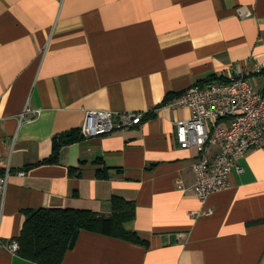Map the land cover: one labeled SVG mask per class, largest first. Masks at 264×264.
Returning <instances> with one entry per match:
<instances>
[{
    "label": "crops",
    "instance_id": "0c3cea01",
    "mask_svg": "<svg viewBox=\"0 0 264 264\" xmlns=\"http://www.w3.org/2000/svg\"><path fill=\"white\" fill-rule=\"evenodd\" d=\"M239 71L264 93V0H0V152L12 172L2 242L17 241L31 212L109 216L120 197L136 204L129 229L144 243L81 231L63 264H264V150L203 203L193 190L199 153L177 140L176 122L191 112L162 106ZM91 110L147 118L86 139ZM72 131L82 140L47 162ZM0 264L38 263L0 247Z\"/></svg>",
    "mask_w": 264,
    "mask_h": 264
},
{
    "label": "built area",
    "instance_id": "2783aa9c",
    "mask_svg": "<svg viewBox=\"0 0 264 264\" xmlns=\"http://www.w3.org/2000/svg\"><path fill=\"white\" fill-rule=\"evenodd\" d=\"M247 16L249 14H240ZM250 73L239 71L205 87L194 86L169 99L166 109H189L191 118L176 122L177 140L184 150L196 149L199 157L193 170L195 196L205 203L209 196L232 186L233 175H243L242 159L252 150H264V93L250 83ZM39 116L41 111H34ZM145 113L87 111L81 133L86 139L142 126ZM225 122V124H222ZM11 167L0 152V197L4 198L11 178ZM22 176L25 174L22 173ZM182 187V182H179ZM214 209L194 215H212ZM1 230V218H0ZM0 247L18 254L17 241Z\"/></svg>",
    "mask_w": 264,
    "mask_h": 264
},
{
    "label": "trees",
    "instance_id": "16d2710c",
    "mask_svg": "<svg viewBox=\"0 0 264 264\" xmlns=\"http://www.w3.org/2000/svg\"><path fill=\"white\" fill-rule=\"evenodd\" d=\"M218 80L213 76L197 86L203 87ZM173 97L175 96L169 97L162 106ZM81 140L79 131L57 137L54 141L53 156L47 162H55L63 147ZM106 170L102 173L98 171L97 177L108 179ZM111 205L112 212L109 216L89 211L60 209H40L29 213L20 236L16 238L20 245L19 255L38 264H63L76 231L96 233L134 244L144 243L136 231L129 229V225L137 217L136 204L114 197Z\"/></svg>",
    "mask_w": 264,
    "mask_h": 264
},
{
    "label": "water",
    "instance_id": "95a60500",
    "mask_svg": "<svg viewBox=\"0 0 264 264\" xmlns=\"http://www.w3.org/2000/svg\"><path fill=\"white\" fill-rule=\"evenodd\" d=\"M79 235H80V231H76L74 233V236H73V239H72V242H71V245H70V249H73L77 243V240L79 238Z\"/></svg>",
    "mask_w": 264,
    "mask_h": 264
}]
</instances>
